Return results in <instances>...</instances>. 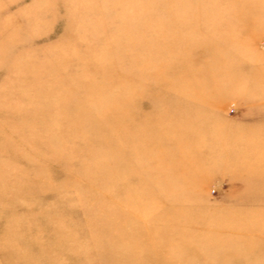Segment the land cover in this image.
Returning <instances> with one entry per match:
<instances>
[{"label": "rangeland", "instance_id": "obj_1", "mask_svg": "<svg viewBox=\"0 0 264 264\" xmlns=\"http://www.w3.org/2000/svg\"><path fill=\"white\" fill-rule=\"evenodd\" d=\"M0 264H264V0H0Z\"/></svg>", "mask_w": 264, "mask_h": 264}, {"label": "bare ground", "instance_id": "obj_2", "mask_svg": "<svg viewBox=\"0 0 264 264\" xmlns=\"http://www.w3.org/2000/svg\"><path fill=\"white\" fill-rule=\"evenodd\" d=\"M118 117L116 118V120H114L115 122L117 121Z\"/></svg>", "mask_w": 264, "mask_h": 264}]
</instances>
